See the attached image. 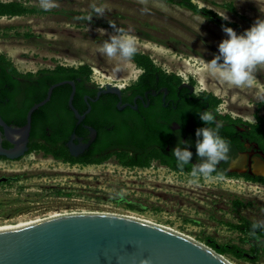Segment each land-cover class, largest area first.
<instances>
[{"label": "rangeland", "instance_id": "obj_1", "mask_svg": "<svg viewBox=\"0 0 264 264\" xmlns=\"http://www.w3.org/2000/svg\"><path fill=\"white\" fill-rule=\"evenodd\" d=\"M0 1L41 10L36 15L0 18V55L20 72L57 64L87 65L95 84L132 83L140 74L132 61L116 71L117 62L98 51L115 34L111 22L133 37L137 52L149 56L162 71L190 80L199 92L218 98L223 114L247 124L264 118V101L258 99V93H264V66L254 71L251 87L234 89L222 84L207 62L218 54V45L227 37L221 27L200 14L161 0H56L58 6L49 11L40 8L39 0ZM192 1L199 8L227 15V21L237 23L242 32L264 18V0ZM231 3L235 13L225 7ZM93 4L105 7L104 17L93 16L91 22L80 19L92 13ZM98 28L106 34L100 36ZM2 177L9 179L0 188V210L9 214L0 215V225L56 213L115 214L173 228L203 244L211 239L249 250V238L228 223L240 224L242 218L264 221V184L243 178L178 175L156 164L131 169L114 160L99 166L69 165L35 153L18 160L0 159ZM235 198L250 201L252 206L234 210ZM224 257L231 264H264V251L255 260L251 256Z\"/></svg>", "mask_w": 264, "mask_h": 264}, {"label": "flooded vegetation", "instance_id": "obj_2", "mask_svg": "<svg viewBox=\"0 0 264 264\" xmlns=\"http://www.w3.org/2000/svg\"><path fill=\"white\" fill-rule=\"evenodd\" d=\"M59 66L64 65L57 64L35 72L18 70L22 74L32 73L30 77L12 76L15 82L11 90L12 101L0 109V114L7 124L10 123L8 125L17 128L26 126L29 111L46 100L52 86L65 81L74 83L55 87L50 100L34 111L28 150L24 156L35 153L69 165L99 166L111 160L120 165L118 155H142L147 148H154L156 155L176 166L172 152L183 140L191 142V164H196L199 160L195 147L196 130L206 126L199 117V112L203 111L215 114L216 121L222 123L219 134L231 144L229 159L221 161L211 176L217 177L215 174L219 173L248 174L231 173V162L241 153L253 154L252 159L260 157L259 152L264 153L259 143L248 136L250 128L247 124L220 112L207 92H199L190 80L176 81L169 72H156L152 77L135 64L140 74L124 86L98 85L78 73L75 80L47 85L46 77L51 75L45 72L52 73ZM69 68L77 71L79 66ZM38 99H41L40 102H37ZM230 133L232 137L227 136ZM35 143L46 148L30 152ZM0 144L6 150L14 148L4 138ZM183 146L188 147L187 144ZM66 157L109 159L102 164H85L68 162ZM153 164L178 175H191V165L175 170L160 159H153L151 166ZM257 166H261L260 162ZM7 179L0 178V188L7 183ZM2 213L6 212L0 210V215Z\"/></svg>", "mask_w": 264, "mask_h": 264}, {"label": "water", "instance_id": "obj_3", "mask_svg": "<svg viewBox=\"0 0 264 264\" xmlns=\"http://www.w3.org/2000/svg\"><path fill=\"white\" fill-rule=\"evenodd\" d=\"M28 113L26 126L8 125L0 114V142L6 139L14 148L0 144V156L9 160L22 158L28 150L32 115L51 98ZM1 128L3 131H1ZM260 157L241 153L230 165L231 173L256 177ZM248 157L250 160H248ZM244 158L242 171L232 165ZM0 264H231L223 255L188 236L140 219L115 214H61L19 226L0 228Z\"/></svg>", "mask_w": 264, "mask_h": 264}, {"label": "clouds", "instance_id": "obj_4", "mask_svg": "<svg viewBox=\"0 0 264 264\" xmlns=\"http://www.w3.org/2000/svg\"><path fill=\"white\" fill-rule=\"evenodd\" d=\"M39 6L44 11H49L57 7L56 0H39ZM105 7L92 5V13L80 19L92 21L93 16L104 17ZM224 20H228L227 15H220ZM205 21V20H204ZM200 22V25L204 23ZM115 34L109 35L99 46V53L109 60H115L116 71L122 65H126L137 53L136 41L123 29H118L110 22ZM199 25V26H200ZM222 30L226 37L218 45V54L207 62L209 71L222 83L235 87H251L254 82V71L258 66H264V18H258L255 23L238 34L233 28L223 26ZM100 36L106 34V30L98 28ZM200 31V28H199ZM198 31V32H199ZM258 99L264 101V93H258ZM200 119L206 125L196 130V154L198 163L191 164L193 152L189 150L190 141L181 140L173 149L172 156L175 158L176 166L180 170L191 165V176H211L216 171L217 165L221 161L229 159L231 148L230 141L224 139L219 134L222 123L216 121V116L212 111L199 112ZM215 125V127H213ZM187 144L188 147L183 145ZM123 194L121 193V196ZM257 229H264V221L252 224V233Z\"/></svg>", "mask_w": 264, "mask_h": 264}, {"label": "trees", "instance_id": "obj_5", "mask_svg": "<svg viewBox=\"0 0 264 264\" xmlns=\"http://www.w3.org/2000/svg\"><path fill=\"white\" fill-rule=\"evenodd\" d=\"M165 1L168 4L178 5L181 6L193 13L200 14L203 17H206L207 19H210L213 21L216 25L222 28L223 26L231 27L233 28L238 34L243 33L241 30V27L234 22H230L227 20H224L220 15L215 13L214 11L205 9V8H199L196 6L192 0H161ZM225 7L230 11L231 13L236 12L235 6L231 4H226ZM41 10L38 8H32L29 6L24 5L20 2H3L0 1V18L3 17H9V18H15V17H24L29 15H36L40 14ZM134 64H136L139 68L145 69L149 75L154 77V74L156 72L163 73L160 68H158L153 60L144 54H141L137 52L135 56L131 59ZM0 109L3 108V106H6L8 102L12 101V92L15 82L12 79V76L15 77H30L33 74H22L18 71V69L14 66V64L8 60L5 56L0 55ZM46 74H50L51 76L46 77L47 85L51 86L52 84L67 80V79H73L76 78V73H78L79 76L85 77L87 79L91 80V69L87 65L79 66V69L77 71H74L73 69H70L69 67L59 66L57 70L50 73L49 71L45 72ZM43 75H45L43 73ZM172 77L176 80L181 82L182 80L172 74ZM210 97V99L215 103V106L218 107L221 102L218 98H216L213 94L207 93ZM45 98V95L44 97ZM41 99H38L37 102H40ZM5 120H8L6 117H4ZM242 121V120H241ZM8 122V121H7ZM10 124V123H8ZM247 124V123H244ZM250 128L248 132V136L251 140L257 141L259 145L261 146V149L264 150V118H257V121L255 124H247ZM232 133L227 134L228 137H232ZM46 147L44 145L34 144L31 148L30 152L34 150H40L45 149ZM154 148H147L142 155H129V154H120L117 156V160L123 167L128 168H149L151 167V163L153 159H160L163 163H168L172 169H179L176 166H173L166 160L164 157L160 155H156L154 153ZM0 159H7L5 157H0ZM109 157H105L100 160L96 159H76L72 157H66L65 160L72 163H85V164H102L106 160H108ZM217 177L220 178H244L246 181L250 182H256L264 184V177H256L251 176L248 174L240 175V174H230V173H219L215 174ZM232 205L234 207V210H239L240 208H248L252 206V202L243 200L240 198H235L232 200ZM130 209H133V206H130ZM255 221L242 218L240 224H230L228 225L240 231L242 234L246 235L251 244V247L249 250H245L243 247L236 245V244H218L216 241L207 239L205 240V244L212 249H214L217 253L226 256V255H233L235 257H247L251 256L252 259H256L261 255V252L264 251V247H261V245L264 244V229H257L255 231V234L252 233V224Z\"/></svg>", "mask_w": 264, "mask_h": 264}, {"label": "bare ground", "instance_id": "obj_6", "mask_svg": "<svg viewBox=\"0 0 264 264\" xmlns=\"http://www.w3.org/2000/svg\"><path fill=\"white\" fill-rule=\"evenodd\" d=\"M125 66V65H124ZM128 66V65H127ZM131 66V65H130ZM125 69V68H124ZM132 69V68H131ZM126 70V69H125ZM129 70H127V72H128ZM216 78V77H215ZM233 87V86H232ZM234 89L236 88V87H233ZM243 162H244V158H239L237 161H235L234 163H233V165H232V168L233 169H235V170H241L242 171V168H243V166H242V164H243ZM260 162V165L261 166H255V170H256V172H258V173H260V174H264V163H262L261 161H259L258 160V162H257V164ZM82 213H89V212H82ZM66 214H76V213H66ZM93 214H102V213H93ZM55 215H61V213H56V214H53V215H50L49 217H51V216H55ZM112 215V214H111ZM126 217H129L130 218V216H126ZM45 218H47V217H45ZM131 218H134V217H131ZM41 219H44V218H36V219H31V220H26V221H22V222H19V223H16V224H4V225H0V228H5V227H12V226H19V225H24V224H27V223H31V222H34V221H37V220H41ZM145 222H148V221H145ZM148 223H150V222H148ZM150 224H153V223H150ZM161 228H166V229H168V230H172V229H170V227H164V226H161ZM172 231H174V230H172ZM175 232V231H174Z\"/></svg>", "mask_w": 264, "mask_h": 264}, {"label": "built area", "instance_id": "obj_7", "mask_svg": "<svg viewBox=\"0 0 264 264\" xmlns=\"http://www.w3.org/2000/svg\"><path fill=\"white\" fill-rule=\"evenodd\" d=\"M126 168H128V167H126ZM136 168H139V167H136ZM150 168V167H149ZM131 169H133V168H131ZM135 169V168H134ZM140 169H148V168H140ZM121 202H124L125 200L124 199H121L120 200ZM130 217H133V216H130ZM134 218H136V219H140V220H143V221H148V222H150V223H153V224H156V225H159V226H163V225H160V224H157V223H154V222H152V221H149V220H146V219H142V218H137V217H134ZM164 227H166V226H164ZM171 229V228H170ZM172 230H174L173 228H172ZM175 232H177V233H179V234H183V235H185V236H188V237H190V238H192V239H194L193 237H191V236H189V235H186V234H184V233H181V232H179V231H176V230H174ZM194 240H196V239H194ZM197 241V240H196ZM199 242V241H198ZM201 243V242H200ZM205 245V244H204ZM209 247V246H208ZM211 248V247H210ZM212 249V248H211ZM214 250V249H213Z\"/></svg>", "mask_w": 264, "mask_h": 264}]
</instances>
